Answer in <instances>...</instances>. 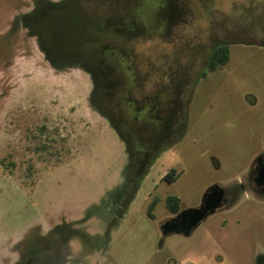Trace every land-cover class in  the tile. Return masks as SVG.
<instances>
[{"label":"rangeland","instance_id":"obj_1","mask_svg":"<svg viewBox=\"0 0 264 264\" xmlns=\"http://www.w3.org/2000/svg\"><path fill=\"white\" fill-rule=\"evenodd\" d=\"M121 1L140 23L123 29L140 31L125 46L141 89L178 97L169 138L137 174L92 76L47 58L34 0H0V160L15 166L0 162V264L17 263L18 244L32 264H264V197L245 185L264 150V0L109 2ZM221 42L229 60L209 71ZM213 185L229 204L188 233H163L167 194L183 211Z\"/></svg>","mask_w":264,"mask_h":264},{"label":"flooded vegetation","instance_id":"obj_2","mask_svg":"<svg viewBox=\"0 0 264 264\" xmlns=\"http://www.w3.org/2000/svg\"><path fill=\"white\" fill-rule=\"evenodd\" d=\"M109 1L77 0L70 2L69 0H62L57 7L59 17L56 26L51 27L47 24L43 28L41 38H39L42 40L43 50L47 58L53 63L60 66L75 65L92 76V97L98 101H106L104 104L98 105V108L102 115L113 124L121 137L131 173L137 174L142 171L153 150L169 138L175 119L178 97L175 98L174 86H168V89L164 91L154 87L148 91L141 89L143 87L140 86L141 82L136 75V68L131 64L132 50L125 46L126 40H131L134 36L137 37L140 31L136 30V33H132L123 29V22L125 21L139 27L140 23L133 15L136 13L134 11L136 8L130 1L124 3L121 1L117 4ZM52 29H56L62 37L57 51H54L48 39V34ZM218 46L228 48L226 42L216 43L211 48L202 65L209 71L216 70L229 60L228 48L227 61L219 64L213 70L210 69L211 52ZM205 74L203 73L202 76ZM106 76L108 79H105ZM136 120L140 122L139 128L134 126ZM137 134L140 135L141 140L144 137L143 142L145 143L139 147H137ZM169 174L164 177L168 182L174 180L168 177ZM245 185L256 195L264 197V150L255 156L247 174ZM218 188L222 191L221 202L215 211L230 202L225 191L220 187ZM171 195L173 194H167L165 201ZM202 200L203 197L201 202ZM156 201L157 198L154 196L148 204L150 215L153 208L152 204ZM179 212L180 210L175 213L171 212L172 217L165 222L174 219ZM178 232L188 233L183 230ZM22 245L18 244V261L16 264L22 260L31 261L32 264V257H37V254L34 255L31 252L28 257L29 248H22ZM46 248L43 249V252Z\"/></svg>","mask_w":264,"mask_h":264},{"label":"trees","instance_id":"obj_3","mask_svg":"<svg viewBox=\"0 0 264 264\" xmlns=\"http://www.w3.org/2000/svg\"><path fill=\"white\" fill-rule=\"evenodd\" d=\"M36 4V9L33 12V32L39 35L41 38L43 28L49 24L51 27L56 26V21L58 20L59 14L57 11V7L60 5L59 3L50 2L48 0H34ZM56 28V27H55ZM49 35V43L52 44L54 51H57L61 42V36L56 29H52ZM42 42V40H41ZM228 59V48L226 46H218L215 47L211 52V57L209 61L210 69H215L219 64H223ZM105 79H108L107 76ZM46 145L42 144L39 149H45ZM0 162L5 165H8L9 169H13L14 163L4 158H1ZM6 167V166H5ZM7 168V167H6ZM11 171V170H9ZM30 171V170H29ZM172 174V175H171ZM174 179L175 172L172 170L169 174ZM171 178V177H170ZM166 206L169 211L175 213L179 210L180 200L177 196L171 195L166 199ZM155 205V202L152 204V207ZM19 264H31V261L22 260Z\"/></svg>","mask_w":264,"mask_h":264},{"label":"water","instance_id":"obj_4","mask_svg":"<svg viewBox=\"0 0 264 264\" xmlns=\"http://www.w3.org/2000/svg\"><path fill=\"white\" fill-rule=\"evenodd\" d=\"M221 193L222 191L216 185L207 188L201 204L198 207L180 211L174 219L165 222L162 225L163 233L190 231L204 216L213 213L220 205Z\"/></svg>","mask_w":264,"mask_h":264},{"label":"crops","instance_id":"obj_5","mask_svg":"<svg viewBox=\"0 0 264 264\" xmlns=\"http://www.w3.org/2000/svg\"><path fill=\"white\" fill-rule=\"evenodd\" d=\"M263 256H264V254H263Z\"/></svg>","mask_w":264,"mask_h":264}]
</instances>
